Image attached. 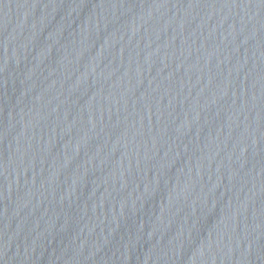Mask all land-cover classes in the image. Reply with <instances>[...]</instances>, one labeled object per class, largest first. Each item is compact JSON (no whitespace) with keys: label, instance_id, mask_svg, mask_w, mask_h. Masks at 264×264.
<instances>
[{"label":"water","instance_id":"95a60500","mask_svg":"<svg viewBox=\"0 0 264 264\" xmlns=\"http://www.w3.org/2000/svg\"><path fill=\"white\" fill-rule=\"evenodd\" d=\"M0 264H264V0H0Z\"/></svg>","mask_w":264,"mask_h":264}]
</instances>
